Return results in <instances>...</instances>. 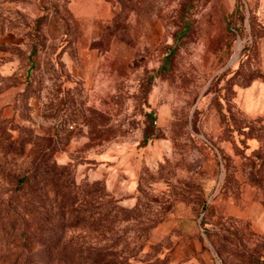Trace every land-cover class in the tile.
<instances>
[{
    "label": "rangeland",
    "instance_id": "obj_1",
    "mask_svg": "<svg viewBox=\"0 0 264 264\" xmlns=\"http://www.w3.org/2000/svg\"><path fill=\"white\" fill-rule=\"evenodd\" d=\"M264 0H0V264H264Z\"/></svg>",
    "mask_w": 264,
    "mask_h": 264
},
{
    "label": "crops",
    "instance_id": "obj_2",
    "mask_svg": "<svg viewBox=\"0 0 264 264\" xmlns=\"http://www.w3.org/2000/svg\"><path fill=\"white\" fill-rule=\"evenodd\" d=\"M260 41L263 76L253 80L238 92L240 109L249 117L264 115V36Z\"/></svg>",
    "mask_w": 264,
    "mask_h": 264
},
{
    "label": "trees",
    "instance_id": "obj_3",
    "mask_svg": "<svg viewBox=\"0 0 264 264\" xmlns=\"http://www.w3.org/2000/svg\"><path fill=\"white\" fill-rule=\"evenodd\" d=\"M93 261L95 262V264H105V262L102 258L100 259V258L96 257Z\"/></svg>",
    "mask_w": 264,
    "mask_h": 264
}]
</instances>
